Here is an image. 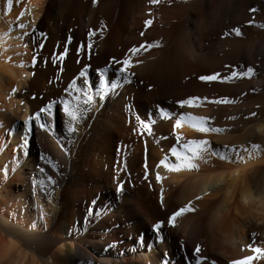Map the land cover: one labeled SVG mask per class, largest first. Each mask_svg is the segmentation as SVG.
Returning <instances> with one entry per match:
<instances>
[{"label":"bare ground","instance_id":"obj_1","mask_svg":"<svg viewBox=\"0 0 264 264\" xmlns=\"http://www.w3.org/2000/svg\"><path fill=\"white\" fill-rule=\"evenodd\" d=\"M260 25L264 0H13L11 10L0 0V264H189L197 245L204 264H232L256 255L249 245L264 249ZM126 57L130 83L115 75ZM226 66L254 74L200 79L228 76ZM85 68L91 91L102 69L122 86L97 97L70 134L61 101ZM193 97L199 106H179ZM221 98L233 103L210 102ZM52 102V115L41 114L47 127L33 120L27 129L24 121ZM181 114L221 131L201 133L188 121L175 128ZM191 140L209 142L197 168H157ZM189 202L193 211L168 226Z\"/></svg>","mask_w":264,"mask_h":264},{"label":"snow or ice","instance_id":"obj_2","mask_svg":"<svg viewBox=\"0 0 264 264\" xmlns=\"http://www.w3.org/2000/svg\"><path fill=\"white\" fill-rule=\"evenodd\" d=\"M18 2V0H17ZM152 4H158L159 0H150ZM93 3H95V0H93ZM7 8L8 10H11L13 0H6ZM252 11H255L253 9ZM24 13H21V16H23ZM146 24H151V21H146ZM251 23V22H250ZM20 28L26 27L24 24L19 25ZM260 27H264V25H260ZM35 31V29H33ZM235 34L237 36L241 35V31L239 28L233 29ZM27 35V33H25ZM39 36H43V33H39ZM89 38L91 36L95 35L94 32L88 33ZM143 35V33H141ZM227 35V33L225 34ZM33 42H35V38H33ZM159 46L158 44H149L148 48ZM40 47H43V45H40ZM88 49H91L92 44L89 43L87 45ZM145 46L140 45L139 48L133 47L129 51L133 55L139 54L140 50L143 49ZM65 52H67V49H65ZM36 62V57H33V64ZM116 64L120 65V67L116 70L115 75H117L120 79L123 80L124 83H130V78L128 73V70L132 67V64L130 62V58L126 57L123 61H115ZM229 68L230 75L221 77L219 73H214L212 75H204L201 76L200 79L202 81H214L217 79H221L223 81H230L233 78H243V77H251L254 72L252 67H248L244 71H238L236 68H233L231 66H226ZM108 71V69H102L99 70V87L95 88V91H91L94 86L90 83L89 79L87 78V69L85 68L83 71L80 72V77L83 78L82 85H77V80L73 79L71 83L67 86V93L70 99H64L61 101L63 105V113L65 116L68 117L69 121V127L68 132L70 134L76 132V128L74 127L75 124H77L80 119L83 117L85 113H87L91 106L95 103L96 98L98 97L100 101L105 100V98L112 92H114L117 88L121 87L120 79H109L105 73ZM15 91V89H13ZM200 98L193 97L186 100L179 101V106L181 108L185 106L193 107V106H199L197 101H199ZM212 103L216 104H231L233 103L232 100H229L227 98H221L215 101H210ZM55 102L50 103L48 106L41 108L39 111H37L33 116H29L28 119L24 121V125L27 129L30 130L31 121H35L36 124L41 128H46L47 125L44 123H41L43 113L44 115L51 116L52 115V104ZM160 115L164 119H170L171 115L164 109H160ZM253 115H255L253 113ZM139 120V117H137ZM188 121L190 122V126L195 128L196 131L205 133L209 131H221V129H213L207 127V120L203 117H194L191 115H185L181 114L178 119H176L175 128H179L182 124V122ZM192 121H199V123H191ZM154 123V121H153ZM141 126L148 131V134L151 135V126L149 123L140 120ZM180 137H177V140L179 141ZM27 141H25L26 143ZM208 144L209 142L206 140H191L187 144L183 145L184 151L180 152L177 150V148L173 147L170 151L172 153V156L175 157V162H170L169 157L165 156L163 159L159 161V164L157 165V168L163 166L166 170L170 172H179L181 170H192L198 167V165L195 163L197 159L203 158V153L208 150ZM252 151H259L260 145L258 144H252L251 145ZM233 152H235V148L232 149ZM243 151L249 152L248 148H243ZM215 154V153H213ZM249 155H251V152H249ZM237 157L242 159V157H239V154H237ZM225 157L221 156V159H224ZM147 167V166H146ZM43 172V169L40 170ZM163 177L159 174V172L156 173V180L157 182L161 181ZM49 181L54 183V181L51 180V177H49ZM122 190V185L117 187L116 191L119 193ZM163 191V190H161ZM199 199V197H197ZM161 201H163V196H161ZM191 202H189V205H186L184 207H181L179 210L174 212L168 219L167 224L170 227L175 226V221L177 217L182 216L183 214L187 212L193 211L192 207H190ZM164 226L163 222H157L152 226L153 231L159 236L160 230ZM249 250L252 251L254 256L246 257L245 260L242 261H233L232 264H250L251 261L259 257H264V249L260 247H252L249 245ZM201 249L200 246L197 245L195 249L192 252V258L194 260V264H204V261L206 260L205 257L201 256ZM193 260L189 261V264H193ZM166 264V262H165ZM214 264V262H213Z\"/></svg>","mask_w":264,"mask_h":264},{"label":"rangeland","instance_id":"obj_3","mask_svg":"<svg viewBox=\"0 0 264 264\" xmlns=\"http://www.w3.org/2000/svg\"><path fill=\"white\" fill-rule=\"evenodd\" d=\"M64 93H65V91H64ZM20 124L22 125V123L20 122ZM20 127V126H19ZM54 253H52L50 256H48V258H47V261L49 262V263H51L52 261H53V258H54V255H53Z\"/></svg>","mask_w":264,"mask_h":264}]
</instances>
